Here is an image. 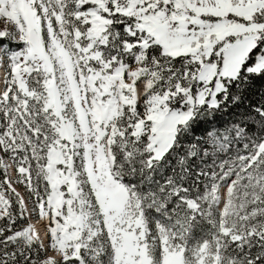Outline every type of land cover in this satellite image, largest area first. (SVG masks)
Wrapping results in <instances>:
<instances>
[{
    "label": "snow or ice",
    "instance_id": "6c2138e0",
    "mask_svg": "<svg viewBox=\"0 0 264 264\" xmlns=\"http://www.w3.org/2000/svg\"><path fill=\"white\" fill-rule=\"evenodd\" d=\"M0 264H264V0H0Z\"/></svg>",
    "mask_w": 264,
    "mask_h": 264
}]
</instances>
